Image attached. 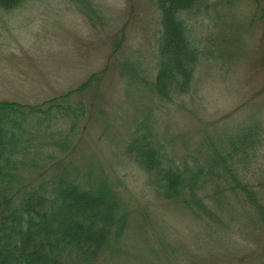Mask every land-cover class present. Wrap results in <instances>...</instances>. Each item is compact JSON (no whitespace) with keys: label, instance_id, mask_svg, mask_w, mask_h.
<instances>
[{"label":"rangeland","instance_id":"374dc122","mask_svg":"<svg viewBox=\"0 0 264 264\" xmlns=\"http://www.w3.org/2000/svg\"><path fill=\"white\" fill-rule=\"evenodd\" d=\"M211 4L207 17L190 23L202 47L191 90L162 103L145 86L156 73V0H25L0 9V101L41 104L99 74L82 94L90 122L77 158L87 159L88 171L103 164L128 215L115 253L100 264H245L262 246L263 228L244 203L219 212L228 226L166 202L126 152L149 112L169 161L181 169L203 162L222 128L264 123V0Z\"/></svg>","mask_w":264,"mask_h":264},{"label":"trees","instance_id":"16d2710c","mask_svg":"<svg viewBox=\"0 0 264 264\" xmlns=\"http://www.w3.org/2000/svg\"><path fill=\"white\" fill-rule=\"evenodd\" d=\"M24 2L0 0V9ZM156 6L161 33L155 77L145 84L134 69L127 71L160 103L173 102L191 90L202 59L191 20L207 17L212 4L156 0ZM98 77L41 104L0 101V264H100L124 236L128 215L105 167L88 171L87 159L77 158V142L90 122L82 94ZM149 118L150 112L136 124L126 152L166 202L228 226L219 214L244 203L255 214L252 224L264 231V123L222 128L206 144L204 161L181 169L169 161ZM100 167L105 179L98 178ZM206 186L213 192L205 193ZM254 253L245 264H264V239Z\"/></svg>","mask_w":264,"mask_h":264}]
</instances>
